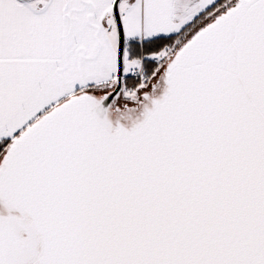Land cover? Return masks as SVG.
I'll use <instances>...</instances> for the list:
<instances>
[{
  "label": "snow or ice",
  "instance_id": "1",
  "mask_svg": "<svg viewBox=\"0 0 264 264\" xmlns=\"http://www.w3.org/2000/svg\"><path fill=\"white\" fill-rule=\"evenodd\" d=\"M0 264H264V0H0Z\"/></svg>",
  "mask_w": 264,
  "mask_h": 264
}]
</instances>
